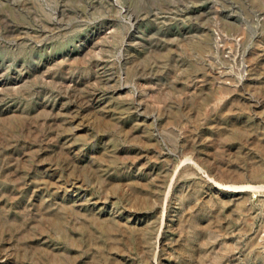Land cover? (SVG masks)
Here are the masks:
<instances>
[{
  "label": "rangeland",
  "instance_id": "374dc122",
  "mask_svg": "<svg viewBox=\"0 0 264 264\" xmlns=\"http://www.w3.org/2000/svg\"><path fill=\"white\" fill-rule=\"evenodd\" d=\"M0 264H264V0H0Z\"/></svg>",
  "mask_w": 264,
  "mask_h": 264
}]
</instances>
